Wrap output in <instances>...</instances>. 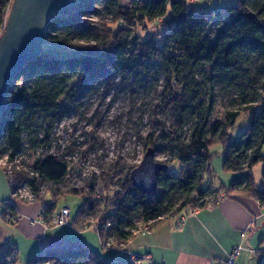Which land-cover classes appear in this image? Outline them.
<instances>
[{
  "label": "trees",
  "instance_id": "trees-1",
  "mask_svg": "<svg viewBox=\"0 0 264 264\" xmlns=\"http://www.w3.org/2000/svg\"><path fill=\"white\" fill-rule=\"evenodd\" d=\"M13 1L0 0V30L6 26ZM191 1L195 0H80L51 20L47 40L66 47L84 41L94 43L96 48H80L81 52L63 57L43 51L10 87L7 107L0 118V143L12 159L22 153L25 143L31 151L50 146L54 124L70 114V101L94 91L92 83L103 81L110 91L116 87L117 76H121L122 84L136 87L144 82L154 86L157 93L164 80L161 99L166 115L173 112L175 122L161 138L174 155L171 161L180 167L177 174L169 169V163H162L168 171L159 173L158 193L150 197L131 182L130 174L138 166L125 169L118 164L112 172L93 176L94 184L87 189L66 193H88L78 220L86 224L90 218L97 221L102 228L98 231L101 241L113 240L121 246L134 237L138 223L206 208L205 199L218 193L213 188H202L205 177L211 174V149L218 144L226 150L225 172L248 173L237 177L229 192L245 194L264 206V188L258 189L253 174L256 166L264 165V0H237L235 6L215 13L198 12ZM169 10L171 17L166 20ZM80 15L96 16L102 21L101 28L92 27ZM161 20H165L168 30L160 41L134 35L135 29ZM114 27L119 28L116 33ZM198 76L209 84L207 92L205 85L197 81ZM22 79L26 86L20 88L18 82ZM215 87L239 93L241 98L242 110L228 111L226 122L212 121ZM256 105L261 106V112L251 119L241 137L233 139L231 132L240 113ZM42 120L50 122L43 131L38 127ZM189 122V136L185 138ZM153 138L151 133L145 141L146 151L156 150L159 140ZM35 169L38 178L16 173L14 182H9L11 191L27 183L38 193L44 184L66 183L77 174L76 167L53 156L39 161ZM97 191L100 198L95 200ZM56 205L54 201L48 206L46 215H53ZM106 225H110L107 230ZM12 251L17 253L12 246L4 249L0 264H5ZM28 264L123 263L106 262L100 254L78 248L48 250Z\"/></svg>",
  "mask_w": 264,
  "mask_h": 264
},
{
  "label": "rangeland",
  "instance_id": "rangeland-1",
  "mask_svg": "<svg viewBox=\"0 0 264 264\" xmlns=\"http://www.w3.org/2000/svg\"><path fill=\"white\" fill-rule=\"evenodd\" d=\"M195 4L190 3L198 12L215 13L218 10L230 8L237 4V0H195ZM101 7L100 2L96 4ZM83 20L91 23L92 27L101 28L102 21L96 16L80 15ZM171 17L169 10L166 20ZM114 33L119 29L114 27ZM165 20H161L152 24H147L145 27L135 29L134 35L143 40L149 38H157L159 41L161 36L167 32ZM77 46L66 47L46 40L44 43V52L55 57L68 56L73 53L81 52L80 48H89L96 45L94 43L78 42ZM98 49V48H97ZM197 81L205 85V92L209 90V84L204 81L201 76H198ZM116 87L110 91L105 88L104 82L93 84V92H85L79 94L77 98L70 101V114L64 117L60 122L54 124L50 139L52 144L41 152V156L52 155L57 156L68 163L71 168L77 169V174L70 178L63 186L52 187L46 185L47 193L39 195V202L33 205L15 203L21 207H25L28 213L38 212L36 217L30 218L24 215L26 219L33 220L39 216L45 205L50 206L56 202L54 212L61 208L69 207L72 211V221L78 219L80 211L84 208L88 193L86 196L66 195L73 190L82 191L94 184L93 176H101L104 173L112 172L118 164L123 165L125 169H130L139 166L146 154L145 141L149 139L151 133L154 134L153 140H159L155 150V159L158 163H169L176 172L180 167L173 163L174 155L169 148L163 143L162 132L168 131L175 122L174 113L166 115V105L161 99L164 91V80L160 82L155 93V87L144 82L139 83L136 87L129 84H122L121 76L115 79ZM26 86L24 79L18 82V87ZM214 105L212 121L226 122V113L228 111H241L239 93L222 90L221 87L214 89ZM237 102L236 104L234 103ZM261 112V106L256 105L252 110L242 111L237 118L234 129L231 132L232 138L241 137L249 128L251 119ZM50 122L40 121L38 127L45 130L48 129ZM190 122L184 130L183 137L189 136ZM44 134V133H43ZM42 134V135H43ZM27 155L31 159H38L37 155H31L29 145L25 143ZM154 149V148H153ZM212 169L216 172L212 178L206 176L202 186L207 188L213 182L214 185H220L226 179L231 178V175L245 176L243 173H227L223 171V163L226 155V150L223 145L218 144L212 147ZM264 155V150H263ZM40 156V157H41ZM39 157V158H40ZM0 143V256L3 250L10 245L13 240L17 244L29 245L23 234L15 230L17 226L11 225L4 220L2 212H4V201L13 202L12 191L9 186L10 180L4 174L2 164L6 159ZM122 167V166H121ZM212 170V171H213ZM126 171L127 170H122ZM264 165H258L254 168L253 174L257 181L258 189L264 188L263 182ZM226 182V181H225ZM214 191L215 188H213ZM87 191V190H86ZM220 192V191H219ZM216 195H221V193ZM225 192L222 194L224 195ZM213 198H210L211 202ZM3 217V218H2ZM97 224V221L90 218ZM75 232V231H74ZM88 235L97 237L96 233L91 231ZM110 253V252H108ZM26 254V253H25ZM40 254V253H38ZM36 255H33L27 260L22 256L20 264H27Z\"/></svg>",
  "mask_w": 264,
  "mask_h": 264
},
{
  "label": "crops",
  "instance_id": "crops-1",
  "mask_svg": "<svg viewBox=\"0 0 264 264\" xmlns=\"http://www.w3.org/2000/svg\"><path fill=\"white\" fill-rule=\"evenodd\" d=\"M210 169L209 178H212L214 173L216 175L212 163ZM234 177L231 175L217 186L212 181L207 188L202 186L220 191V196L224 197L222 202L161 220L150 233L134 236L120 251L104 250L95 228L78 231L71 226L33 225L26 217L15 225V230L29 240V245L12 240L7 247L12 246L17 251V264L22 262L23 255L27 260L48 250L78 248H88L106 262L123 264H224L237 247H242L243 251L236 264H264V206L245 194L229 192ZM15 206L23 216H37L38 212L28 213L25 207ZM180 217L186 218L183 225L178 223ZM91 231L97 237L88 235ZM2 255L3 252L0 259Z\"/></svg>",
  "mask_w": 264,
  "mask_h": 264
},
{
  "label": "water",
  "instance_id": "water-1",
  "mask_svg": "<svg viewBox=\"0 0 264 264\" xmlns=\"http://www.w3.org/2000/svg\"><path fill=\"white\" fill-rule=\"evenodd\" d=\"M80 0H14L0 38V118L7 107L10 87L24 67L42 54L48 26L53 18L68 12ZM168 167L158 163L149 148L143 161L130 174L133 186L146 196L158 193V175Z\"/></svg>",
  "mask_w": 264,
  "mask_h": 264
},
{
  "label": "built area",
  "instance_id": "built-area-1",
  "mask_svg": "<svg viewBox=\"0 0 264 264\" xmlns=\"http://www.w3.org/2000/svg\"><path fill=\"white\" fill-rule=\"evenodd\" d=\"M5 27L2 30H0V38L3 36V34L5 32ZM48 147H50V146H48ZM48 147H45V148H48ZM45 148H43V149H45ZM43 149L38 148L37 150L29 151L31 153V155H37L38 156V159H34V160L31 159L30 156L27 155L26 149H24L20 155H17L12 159H9L8 156L6 159H2V160H5L4 163L2 164L3 169H4V174L8 177L10 182H12V183L14 182L16 173H23V174L29 176L30 178H38V173L35 169V166L39 161L43 162L44 160H46V157H47L44 154H43V156H41V152ZM49 156H52V155H49ZM53 157H57V156H53ZM62 161H64V159H62ZM169 169H171V171L174 174H177V172L175 171V169L171 165L169 166ZM67 181H69V179ZM64 184L65 183L46 184V185L47 186L50 185L52 187H60V186H63ZM46 185L41 186L38 193L33 191L31 186L27 183H24L23 185L16 187L12 192L13 202H10V205H8V206L4 205V212H3L4 220L11 225H16L20 221H22L24 219V216L17 212L15 203H22V204H27V205L36 204L37 202H39V195H43V194L47 193ZM99 198H100V192L97 191L94 199L97 200ZM223 199H224L223 196L215 195L211 202L209 201V199H205V201H207L208 206H212L214 203L222 202ZM13 207H15V210L12 209ZM47 210H48V206L44 207V210L40 214V216L31 220V223L33 225L41 224V225H44L46 227L71 226L78 231H86V230L95 228L98 232L100 229H102L98 225V223L96 224V223H93L92 221H88L87 224L81 222L78 219H76L75 221H72V211L69 207L61 208L59 211L54 212L53 215H46ZM165 219L166 218L161 219V220H165ZM161 220H159V221H161ZM159 221L150 222L148 224L138 223L137 230H135L133 232L134 236H140V235H145V234L150 233L152 231L153 227ZM185 222H186V218L180 217L178 223L180 225H183ZM109 228H110V225L105 226L106 230ZM101 245L106 250L120 251L125 244L121 245V246H117L113 240L104 241L102 239ZM242 251H243L242 247L235 248L234 251L231 253L227 262L224 264H236V260L240 257ZM5 264H17V253L15 251L10 252L6 256Z\"/></svg>",
  "mask_w": 264,
  "mask_h": 264
}]
</instances>
